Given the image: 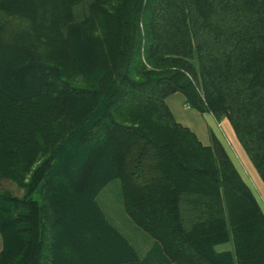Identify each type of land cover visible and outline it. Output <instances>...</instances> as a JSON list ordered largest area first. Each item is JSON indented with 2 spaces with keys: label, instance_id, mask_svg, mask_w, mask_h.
I'll return each instance as SVG.
<instances>
[{
  "label": "trees",
  "instance_id": "16d2710c",
  "mask_svg": "<svg viewBox=\"0 0 264 264\" xmlns=\"http://www.w3.org/2000/svg\"><path fill=\"white\" fill-rule=\"evenodd\" d=\"M176 93L264 184V0H0V264H146L101 207L114 182L170 264H264L256 197Z\"/></svg>",
  "mask_w": 264,
  "mask_h": 264
},
{
  "label": "rangeland",
  "instance_id": "374dc122",
  "mask_svg": "<svg viewBox=\"0 0 264 264\" xmlns=\"http://www.w3.org/2000/svg\"><path fill=\"white\" fill-rule=\"evenodd\" d=\"M185 109L190 111L186 106ZM200 116L209 136V144L210 134H213L227 151L233 164L245 183L250 187L264 213V184L236 139L230 124L226 120L218 123L209 113L200 114ZM116 183L118 182L110 184L102 193L100 197L101 207L106 213L108 220L114 222L113 225L120 230L139 254H141V249L152 243L149 237L130 222L117 223L116 221L120 218L117 215L114 218L111 217L110 209L117 211L120 207V189ZM2 188L9 189L16 196L22 194V191L10 182H3Z\"/></svg>",
  "mask_w": 264,
  "mask_h": 264
},
{
  "label": "crops",
  "instance_id": "0c3cea01",
  "mask_svg": "<svg viewBox=\"0 0 264 264\" xmlns=\"http://www.w3.org/2000/svg\"><path fill=\"white\" fill-rule=\"evenodd\" d=\"M166 103L176 122H178L184 127L189 128L192 132H194L202 144L209 145V136L207 134L206 129L204 128V125L202 124V119L200 114L195 110L189 109L190 111H188L185 109V105H186L185 97L182 94L176 93L168 97L166 99ZM110 213H111V217L113 218L116 217V215L120 217L116 221L117 223L130 222L123 211L121 205V197H120V207L118 208V210L116 211L110 209ZM111 222L112 224L114 223L113 221ZM1 249H2V239L0 237V251ZM230 249L231 246L229 244L221 245L217 247V251L219 252ZM141 252L142 253L140 254V258L146 264H170L165 258V256L162 254L159 247H157L153 242L147 245L146 247L142 248Z\"/></svg>",
  "mask_w": 264,
  "mask_h": 264
}]
</instances>
